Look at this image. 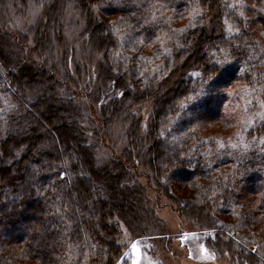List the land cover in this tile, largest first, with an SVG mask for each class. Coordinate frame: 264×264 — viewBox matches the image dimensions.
I'll return each instance as SVG.
<instances>
[{"label":"trees","instance_id":"obj_1","mask_svg":"<svg viewBox=\"0 0 264 264\" xmlns=\"http://www.w3.org/2000/svg\"><path fill=\"white\" fill-rule=\"evenodd\" d=\"M27 1L0 0V7L5 4L12 7L13 2H17L22 10ZM61 1L66 0L45 2L37 29L28 30L33 31L39 49L45 50L47 57L42 58V62H48L62 79V89L60 83L52 81V75L48 81L42 72L33 70L43 71L44 68L43 65L39 68L32 56L24 54L17 36L0 33V264H55L62 260L64 264H116L123 261L125 249L120 243L119 223H123L128 235L136 240L147 238L155 231L148 224L152 219L147 216L144 188L132 182L130 176L129 166L135 167L137 162L134 153L125 148L119 161L97 164L94 153L97 147L91 146L80 126L85 113L84 101L75 103L72 98L74 89L81 85L85 87L89 112L97 108L103 126L115 117H126L132 106L140 105L147 98L153 99L146 137L152 145L145 152H142L143 147H137L139 155H144L142 168L147 167L155 182L170 181L169 184L173 182L171 175L177 169H184L188 178L183 184L195 190L196 199L191 196L183 199L187 194L179 190L184 196L176 198V204L185 209L184 216L192 225L216 231L213 239H203L199 250L187 243L191 260L217 264L219 258L230 253L236 264H264L262 257L256 259L260 250L252 252L251 245L257 241L251 235L239 234L240 230L255 226L258 217L264 218V121L249 133L263 145L254 153L239 155L232 163L229 159V162L225 159L209 162L201 153L214 142L189 133L194 123L217 130L235 123L221 117L222 114L213 113L214 109L204 103L190 110L191 121L185 118L183 127L180 126L184 132L171 140L158 141L167 129H180L176 127L177 122L190 106L182 99L172 102L171 97L179 99L182 92L176 80L199 71L201 62L195 57H208L202 50L207 43L220 58H224L223 52L239 60L248 49L264 52L261 0H243L244 4H239L245 19L238 14L240 8L232 6L230 10L229 0H100V6L108 5L113 9L109 16L112 17L110 27L104 24L95 28L93 17L89 15L83 22L84 29L91 34L90 42L86 40L84 45L96 60L95 80L84 61L86 74L79 71L74 76L71 74L67 58L74 45L63 46L60 37ZM69 1L80 8L85 6L82 0ZM189 7L196 8L198 17L205 11L212 16V21L195 32L191 49L173 52V55L160 54L154 60L160 70L153 74L155 67H150L146 50L164 34L159 12L173 11V16L180 17L188 13ZM99 12L102 16V7ZM225 15L238 32L229 40L219 33ZM48 20L52 23L50 31L46 28ZM184 37H180L178 44ZM57 52L59 61H56ZM188 61L191 66H186ZM28 63L32 66L27 67ZM89 77L93 80L92 88ZM198 78L189 77L192 83ZM242 78L248 86L264 94V60L249 64L239 81ZM30 87H36L34 94L25 91ZM159 88L164 90L158 91ZM63 93H67L66 100L61 97ZM182 103L184 107L179 106ZM197 110L210 115L200 117ZM137 129L135 124L133 129L127 130L126 136L131 141L138 137ZM93 143L96 145L97 141ZM9 162L10 169L5 165ZM227 164L233 165L232 169L221 177H214L213 170ZM159 170L168 173V180L159 176ZM159 188L162 193H168L169 186L162 184ZM253 203L256 206L251 208ZM222 207L228 211L226 218ZM212 208L217 212L214 216L210 214ZM233 214L235 223L229 220ZM223 234L231 236L218 238ZM258 238L263 246L264 239ZM143 244L147 247L141 242L138 248L144 247ZM162 246L156 241L155 247L163 250ZM140 252L144 264H163L161 257L151 262L150 254L145 250Z\"/></svg>","mask_w":264,"mask_h":264},{"label":"rangeland","instance_id":"obj_2","mask_svg":"<svg viewBox=\"0 0 264 264\" xmlns=\"http://www.w3.org/2000/svg\"><path fill=\"white\" fill-rule=\"evenodd\" d=\"M47 1L48 0H29L23 5L22 10L20 9L21 6H19L17 2H13L12 7H9L7 4L0 7V17L2 19V25L0 24V33L3 32L10 37L12 35L17 36L20 39L24 54L32 56L39 68L42 65V68H44L43 71L40 69L33 70L42 72L41 75L46 80L48 79V81L52 75L54 78L52 81L60 83L59 88L62 89V79L55 73L56 71H52V68H50V64L48 62H42V58L47 57L45 50L42 49L41 51L39 49L38 45L34 42L33 31L29 32L28 30L29 28L37 29L36 23L38 18L42 17L41 13L44 10V7L46 6L45 2ZM82 1L85 3L83 8H80L76 3H73L69 0H66L65 2L61 1V5H63V12L61 15L62 21L60 22L62 25V33L60 37L62 38L63 46L66 44L68 46L74 45V49H72L68 55L69 57L67 58L71 74L74 76L78 71L86 74V67L85 64H83L84 61L85 63H88L86 65L89 69V74H91L95 80V76H97V64H95V57L92 55L89 47L84 45L86 40L88 42L91 40V34L89 31L87 33V31L84 29V18L85 16L87 18L89 16L93 17L95 28H99L104 24H108L110 27V18L112 17L109 16L113 9L108 5L100 6V0ZM229 2L230 10H232V6H236L239 9V4H244L243 0H229ZM100 7H102L104 11V16L102 15L103 17L99 16ZM259 8L262 16L264 17V0H261ZM195 9L196 8L194 7L190 8L191 11L188 10L187 14H183L180 17H176V15L173 16V11H169L166 14L159 12L158 19L161 20L165 26V28H162L164 30V34L160 35L158 41L146 50V54H148L147 58H149L148 60H150L151 63L150 67H155L153 74L158 73L160 70L159 66L154 64V60H156L160 54L162 56L169 53L173 55V52H176L177 54L179 51L186 52L187 50L191 49L193 46V40L195 39V32H199L207 23V21H212V16L207 15L205 11H201L202 13L199 15V17L196 16V11H194ZM241 10L242 8H240L238 14L240 17L245 19L246 15L245 13H242ZM17 11H19V13ZM200 18L202 19L199 20ZM227 18L228 17L226 15L222 17L219 26V33L220 35H223L224 38L229 40V38H231L234 33L237 34L238 32L234 29L232 22ZM45 22H43V25L46 24ZM54 27H56L55 24ZM46 28L50 31L52 28L51 21H47ZM49 35V38L51 39L52 34L49 33ZM181 36L185 37L182 39L183 41L181 44H178ZM11 41L13 42V40ZM202 50L207 56L220 58L214 54L213 49L208 48V43L203 47ZM183 56L184 54H182L180 58L182 59ZM59 58L60 55L58 54V56H56V61H59ZM220 60L224 61V58H220ZM257 60H264L263 51L248 49V52L244 54L241 60H239L236 56H228L227 60L224 61L226 64L223 67L217 82V92L215 91V93L224 96V102L220 106H217L215 102L206 104L208 108L214 109L213 113L217 112V114H222L221 117L225 116L226 120H232L230 123L235 122L232 126H223V129L217 130L212 127H200L195 123L191 125V129L189 131L190 134L194 133L198 138L205 137L206 139H210L214 142L212 147L207 146L205 152L201 153L202 156L209 160V162L213 161L212 163H215L220 159H225L227 161L229 159L232 163L234 158H237L239 155L244 156L254 153L258 148L261 147V145H263V142L260 141V139L254 136H249V133L259 123L264 121V94L262 91L248 86L243 78L240 81L238 79L246 74L248 65ZM26 65L27 67L32 66L29 63ZM43 73H47V75H43ZM88 79L89 87L92 88L93 80L91 77ZM68 86L70 87V85ZM31 88L32 87L25 91H27L29 94H34L36 87H33V89ZM83 89H85L83 85H81L79 89H74L75 95L72 98H74L73 100L75 103L77 100L80 102L84 101L85 113L84 118L80 120V126L87 134V138H89L91 146L95 147V149L97 147L94 152L97 164L102 165V162L109 160L119 161L120 153L122 149L125 148L130 149L132 153H134V157L137 162L135 167L129 166L130 176L132 177V182L144 188L145 196L147 198V203L145 204L147 216L152 219L148 224L153 226L155 230L147 238L136 240L128 235L124 224L119 223V229L122 230L120 243L125 249L122 257L123 261L120 260L116 264H144V258L140 254V250H145L148 254H150V258L153 259L151 262H154L156 259L159 261V257H161L163 264H200L199 261L191 260L186 245L189 243L199 250L200 244L203 243V239H213L216 231L214 229H200L196 227V225H192L193 223L190 222V219H187V217L184 216L185 209L183 210L176 204L175 199L184 196V194H179V190H183L182 193L187 194L183 197V199L190 196L196 199L195 190H193V188L187 184H183L188 178L185 170L177 169L171 175L172 181L174 183L172 182L169 184L170 181H165V183H163V181L155 182L152 173L147 169V167L142 168V162L144 163V155H139L137 147H143L142 152H145V149H150V146L152 145L150 140L146 137L148 123L151 116L150 106L153 99L147 98L140 105L132 106L126 117L122 115L120 117H115L109 120V124L107 126H103L101 125V114L98 109L93 107V113L89 112L90 104L87 103V100H85L86 93ZM161 89L163 88H159L158 91ZM61 97L62 99L66 100L67 93H63ZM196 105L198 104L190 105L188 109L186 108L184 115L179 118L176 127L180 128L185 118L188 121H191L190 110L196 107ZM197 113L200 115V117H208L210 115L208 113H204L202 110H197ZM135 124L138 127V137L135 140L132 139V143L131 139L126 136V133L129 127H132L133 129ZM174 125L176 124L174 123ZM184 131L185 130L182 128L167 129L165 133H161L163 139L159 137L158 141L161 142L164 140H171ZM94 140L97 141L96 145L93 143ZM136 154H138V156ZM147 154H149V152H147ZM212 163L210 165H212ZM5 165L10 169V162L5 163ZM232 167L233 165L227 164L217 168L216 170L214 169V177H221L222 174L226 172V170H230ZM158 173L160 177L168 180V173L164 174V172H160V170ZM128 184L131 185L132 183L129 182ZM162 184L166 185V187L169 186L168 193L164 194V192H161L159 187ZM252 206L253 207L251 208H254L256 204L253 203ZM243 211L246 212V210L242 209V212ZM222 213L226 218L228 211H226L223 207ZM210 214L214 216L217 214V212L212 208ZM235 217L236 215L233 214L232 218L230 217L229 220L235 223ZM257 219L258 223L255 226L250 227V229H246L247 231H244V229L240 230V233H238L240 235L246 234V237L251 235V237L257 241L251 246H253L252 252H255V250L258 249L260 250V253L257 252L258 254L256 256V259L260 260L261 257L264 259V245L262 246L261 240L258 237H262L264 239V218L258 217ZM218 226H220L219 222ZM166 228L168 231L165 230ZM250 231H253V233ZM229 236H231V234H223L218 235V238H225ZM227 239L228 238L223 240ZM156 241L162 243L163 250L155 247ZM141 242L146 243L147 247L143 244L144 247L138 248L137 245ZM232 252L235 253L234 250H232ZM229 254L225 256V258H219L217 264H236ZM54 260L57 261L59 259L54 257ZM25 263L31 264L32 262ZM55 264H64V261H58V263Z\"/></svg>","mask_w":264,"mask_h":264},{"label":"clouds","instance_id":"obj_3","mask_svg":"<svg viewBox=\"0 0 264 264\" xmlns=\"http://www.w3.org/2000/svg\"><path fill=\"white\" fill-rule=\"evenodd\" d=\"M199 63V78L195 83H192L189 77L191 74L187 76H181L180 79L176 80V84L178 88L182 89V92L177 97H171L173 103H177L179 100H184L186 103L190 105L195 104H210L215 102L217 106H220L224 102V97L215 93V89L217 88V82L221 75V71L225 66L226 62H220L216 57L208 56L207 58L204 55H199L195 57ZM186 66H191L190 61ZM189 97H193V99L189 100ZM182 104L179 106L181 107ZM185 106V104H183Z\"/></svg>","mask_w":264,"mask_h":264},{"label":"snow or ice","instance_id":"obj_4","mask_svg":"<svg viewBox=\"0 0 264 264\" xmlns=\"http://www.w3.org/2000/svg\"><path fill=\"white\" fill-rule=\"evenodd\" d=\"M221 51L223 52V50H221ZM223 56H224V61H226L227 58H228V54L226 52H223ZM217 60L220 61V62H224V61H221L220 58H217ZM191 75L195 76V77L199 76L198 73H192ZM188 99L191 100V99H193V97H189ZM181 107H184L183 103H182ZM233 147H235V146H233Z\"/></svg>","mask_w":264,"mask_h":264}]
</instances>
